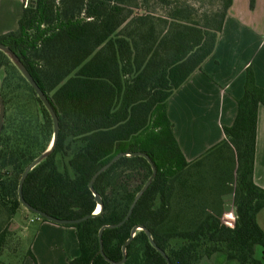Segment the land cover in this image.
Returning a JSON list of instances; mask_svg holds the SVG:
<instances>
[{
    "label": "trees",
    "instance_id": "16d2710c",
    "mask_svg": "<svg viewBox=\"0 0 264 264\" xmlns=\"http://www.w3.org/2000/svg\"><path fill=\"white\" fill-rule=\"evenodd\" d=\"M23 1V0H22ZM164 4L169 0H162ZM232 0L196 19L191 3L151 12L138 0H29L15 31L0 35L48 97L58 118L50 153L27 174L22 194L58 219L90 216L75 229L79 253L69 264H264V231L257 214L264 187L253 181L257 111L264 103L252 68L245 72L224 138L186 160L167 115L172 94L213 52ZM254 0H250L252 7ZM141 10V11H140ZM139 11V12H137ZM0 261L16 253L9 228L25 167L53 140L51 115L33 87L0 50ZM156 175L121 225L144 183ZM122 153L97 175L94 173ZM233 215V226L223 221ZM127 242L125 253L123 245ZM28 254L35 262L33 254Z\"/></svg>",
    "mask_w": 264,
    "mask_h": 264
},
{
    "label": "crops",
    "instance_id": "0c3cea01",
    "mask_svg": "<svg viewBox=\"0 0 264 264\" xmlns=\"http://www.w3.org/2000/svg\"><path fill=\"white\" fill-rule=\"evenodd\" d=\"M22 11V0H0V35L17 29ZM248 66L264 88V0H254L252 7L250 0H232L213 52L168 100L167 115L186 160L224 138L223 127L234 120ZM253 181L264 187V103L257 111ZM19 214L30 226L20 222ZM228 218L233 225L234 213ZM257 222L264 231V207ZM10 229H21L35 262L29 254L20 261L16 252L3 253L0 264H69L79 253L73 227L42 221L24 209L13 217Z\"/></svg>",
    "mask_w": 264,
    "mask_h": 264
},
{
    "label": "water",
    "instance_id": "95a60500",
    "mask_svg": "<svg viewBox=\"0 0 264 264\" xmlns=\"http://www.w3.org/2000/svg\"><path fill=\"white\" fill-rule=\"evenodd\" d=\"M0 50L3 51L4 53H6L8 55V57L11 59V61L13 62V64L16 66V68L19 70V72L22 74V76L28 81V83L33 87L34 91L36 92L37 96L41 99V101L43 102V104L45 105V107L47 108V110L49 111L51 118H52V122H53V140L52 143L50 145V147L44 151L43 153H41L39 156H37L34 160H32L24 169L20 180H19V185H18V196H19V201L22 203V205L29 210L30 212L45 218L46 220L53 222V223H57V224H72V223H79L82 222L84 220H86L90 215H84L80 218L77 219H58L56 217H53L43 211H40L34 207H32L31 205H29L23 198V194H22V186L24 183V180L27 176V174L29 173V171L35 166L37 165L40 161H42L51 151V149L53 148V145L55 143V140L57 138L58 135V118L56 115V112L52 106V104L50 103L48 97L46 96V94L42 91V89L39 87V85L36 83V81L34 80V78L32 77V75L29 73V71L27 70V68L25 67V65L23 64V62L19 59V57L6 45L0 43ZM3 114H4V104H3V99L0 95V131L3 125ZM139 155H142L143 157H145L148 162L151 165L152 168V174L151 176L147 179V181L144 183V185L142 186V188L137 192V194L135 195L129 210L127 212V214L125 215V217L119 221L118 223L115 224H111V225H103L100 229H99V241H100V253L102 255H104L103 253V248H102V243H101V236H102V232L105 228H113V227H117L121 224H123L130 216L135 204L137 203L138 199L141 197V195L144 193V191L148 188V186L150 185V183L152 182V180L154 179L155 175H156V166L155 164L152 162V160L150 159V157L145 154V153H138ZM120 156H122V153H118L117 155H115L110 161H108L106 164H104L102 167H100L92 176L90 182H89V187L90 189L93 191L95 200L97 201L98 205H99V210L101 208V204H102V200L101 197L98 193H96L94 191L93 188V181L95 180V178L97 177L98 174H100L102 171L106 170L114 161H116ZM96 212H94L93 214H95ZM137 229H145L143 227H136L131 231V236L130 238L126 241V243L123 245L122 250L125 253V247L127 242L134 236L135 231ZM145 232L147 233V235L150 237V232L145 229ZM151 243L153 246H156L155 242L151 239ZM157 250L163 255V257L165 258L166 262L168 264H170V261L167 257V255L165 254V252L160 249L157 248ZM125 261V256L122 258L121 261L117 262V264H121Z\"/></svg>",
    "mask_w": 264,
    "mask_h": 264
},
{
    "label": "rangeland",
    "instance_id": "374dc122",
    "mask_svg": "<svg viewBox=\"0 0 264 264\" xmlns=\"http://www.w3.org/2000/svg\"><path fill=\"white\" fill-rule=\"evenodd\" d=\"M169 1L170 3L164 4L162 0H138L139 3L146 2L148 5H150L151 12L155 13L156 15L164 14L163 6H165V9L172 10L173 8H175V6H179L184 3H188V4L191 3L192 4L191 7L194 9V16L196 17V19H201L204 15L214 12L220 5V0H169ZM231 201H232V194L230 195L228 194L224 197V211L225 212H226L227 202H231ZM17 218L20 219V222L23 221L22 224L30 226L27 224V221H24V219L22 218L20 214L17 215ZM11 223L12 221L9 224V228H11ZM31 225L32 226L30 227V229L34 227L33 224ZM20 230L21 229H17V230L13 229L11 231H13L15 235H18V237L20 236L21 238V244L17 251V256L20 259V261H22L25 258V256L28 255L29 243H28V239L23 235V232H21V234L19 233ZM3 253H11V252H9L8 250H5Z\"/></svg>",
    "mask_w": 264,
    "mask_h": 264
},
{
    "label": "built area",
    "instance_id": "2783aa9c",
    "mask_svg": "<svg viewBox=\"0 0 264 264\" xmlns=\"http://www.w3.org/2000/svg\"><path fill=\"white\" fill-rule=\"evenodd\" d=\"M23 2V6L24 7H26L27 5H28V2H29V0H23L22 1ZM234 208V207H233ZM233 213H234V215H235V209H233ZM229 216L228 215H226V212L224 211V214H223V221L228 225V220H229V218H228ZM31 221L33 220V218L32 219H30ZM229 226H233L232 224L231 225H229Z\"/></svg>",
    "mask_w": 264,
    "mask_h": 264
},
{
    "label": "bare ground",
    "instance_id": "6f19581e",
    "mask_svg": "<svg viewBox=\"0 0 264 264\" xmlns=\"http://www.w3.org/2000/svg\"><path fill=\"white\" fill-rule=\"evenodd\" d=\"M98 210H99V208H97V209L95 210V212H98Z\"/></svg>",
    "mask_w": 264,
    "mask_h": 264
}]
</instances>
